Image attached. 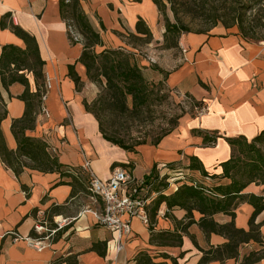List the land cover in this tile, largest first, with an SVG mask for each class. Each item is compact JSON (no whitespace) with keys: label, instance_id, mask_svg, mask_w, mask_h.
<instances>
[{"label":"crops","instance_id":"crops-1","mask_svg":"<svg viewBox=\"0 0 264 264\" xmlns=\"http://www.w3.org/2000/svg\"><path fill=\"white\" fill-rule=\"evenodd\" d=\"M81 3L103 40L96 51L126 46L125 39L131 33L143 38L144 34L136 30L139 20L149 27L158 45L163 44L160 41L166 27L154 0H82ZM8 12L15 24L35 36L45 61L47 97L42 104L49 115L44 114L41 104L36 125L27 129L26 134L44 140L49 153L56 155L74 174H77L74 169L82 168L87 160L103 179L110 178L115 166L127 168L138 180L155 174L152 172L155 165L164 172L168 169L165 164H174L193 173L197 182L207 186L229 183L231 179L223 177L221 165L233 155L227 137L252 139L264 129V41L246 39L236 28L217 24L206 31L183 32L178 39L179 51L171 52L176 59L173 69L143 71L148 80L164 82L172 93L203 101L208 111L202 115L185 114L158 143L147 142L136 146V150H127L103 136L99 120L87 107L97 97L99 89L79 61L83 42H72L62 16L61 0H0V18ZM6 44L26 48L25 41L13 30L0 26V56ZM73 70L81 77L78 87L71 75ZM18 72L26 75L30 91L36 92L34 73L28 69ZM48 79L50 87H46ZM25 88L19 81L6 88L0 75V90L8 110L1 127L7 146L12 150L18 148L12 122L24 115L26 104L20 96ZM214 132L220 136L208 143L205 136H212ZM192 156L199 159L208 176L188 168ZM60 180L67 182L70 178L62 177L57 171L44 172L28 166L17 175L0 157V264H54L60 256H70L77 264H136L140 252L150 254L157 264H172V257L177 258L179 264H198L202 252L193 236L202 248L227 240L217 233L208 235L198 223L183 234L180 225L187 221V211L180 206L168 209L163 202L153 230L150 224L134 219L132 232L121 238L123 248L118 251L117 234L97 221V214L103 210L102 202H94L90 194L81 190L72 196V185L58 183ZM175 191L169 186L162 193L169 195ZM242 193L264 197V182H252ZM159 194L149 206V215ZM82 199L87 200L86 203ZM57 205L63 208L52 215L53 220L68 217L69 224L56 234L51 247L38 250L30 246L25 238L33 230L36 218L40 214L49 218L51 208ZM234 211L237 227L248 229L254 206L242 201ZM194 216L198 220L202 214L194 211ZM213 218L220 224L232 221V216L223 212ZM257 222H264V211L258 215ZM163 231L182 233V245L151 240L153 233ZM261 231L264 236V223ZM17 236L21 238L15 240ZM95 243L104 254L93 249ZM257 247L253 242L241 246V258ZM208 264H237V261L230 258ZM256 264H264V258Z\"/></svg>","mask_w":264,"mask_h":264},{"label":"trees","instance_id":"trees-1","mask_svg":"<svg viewBox=\"0 0 264 264\" xmlns=\"http://www.w3.org/2000/svg\"><path fill=\"white\" fill-rule=\"evenodd\" d=\"M82 0H61V12L63 18L66 20L68 27L72 26L83 37V51L79 58V61L86 67V73L90 80L98 81L99 78L106 80V88L110 93L109 99L111 101H117L120 108L127 109V96L130 95L133 100V106L135 109H141L149 102L148 96V84L147 80L142 73L141 67L136 61L131 60V54L125 51L124 48H105L100 52L96 51V46L103 43L100 33L92 26L87 14L82 7ZM173 5V11L178 16V8L176 3L178 0H169ZM159 8V11L164 15L165 20V39H168L170 33L179 37L183 32H190L188 28L180 25L179 21L173 22L165 13V1L154 0ZM240 14V13H239ZM237 14V18L234 20V24L224 23L229 28L233 25H237L239 34L244 38L260 41V39L251 35L250 30L242 23L243 20L240 15ZM222 16L219 14V9L215 10L213 15V25H217ZM240 18V20H239ZM242 21V22H241ZM0 26L3 28L9 27L19 37H21L25 43L26 48L22 49L13 44H6L2 46V53L0 56V75L2 77L3 84L6 88L11 83L21 82L26 88L20 98L25 101L26 108L24 115L21 118L14 119L12 122V131L18 141L17 150H12L7 146L6 138L1 127L2 121L8 116L7 104L2 96L0 90V157L1 159L11 167L17 175H19L25 166L39 169L44 172H60L62 177H69V181L60 180L58 183H69L72 185V196H75L79 190L89 194L88 182L89 175L82 168H75L77 174L73 173L68 166H64L58 160L56 155H52L47 150V143L40 139L28 136L26 134L27 129H32L36 125V116L38 110L42 104V94L45 92V73L43 67L45 61L41 58L39 46L35 36L31 35L28 31L21 26L15 24L12 20L10 12L2 15L0 18ZM138 33L146 36H152V32L148 26H146L143 20H139L136 25ZM204 31V30H199ZM130 35L135 34L131 33ZM69 36L72 42H76ZM178 42L173 46H177ZM170 46V45H169ZM22 69H28L35 75L37 83V91L31 92L29 86V80L25 74H19L18 71ZM78 86L81 84V77L73 70L71 73ZM192 98V97H191ZM106 100V99H105ZM104 100V101H105ZM109 100V103H110ZM194 101V106H202L203 101ZM91 109L90 106H87ZM97 119L99 120L100 130L103 136L110 142L119 145L127 150H136V146L147 143V141L138 142L135 145H127V143L117 137L109 136L105 132L104 122L101 116L91 109ZM170 132L167 131L161 137L157 138L153 143H158L163 136ZM220 136L218 132L212 133V136H205V140L208 143L216 141ZM227 140L233 148V155L227 161L221 163L223 166V177L230 178L229 183H220L214 186H207L194 179L189 180L190 183H182L178 189L172 194L166 195L162 193L163 188L169 187V182L165 177V182L160 180L156 185L162 188L161 193L156 198L151 214H150V229L153 230V224L155 223L156 215L163 202L167 203L168 209H172L174 206H180L187 211L186 222L181 223V231L183 234L188 233L189 227L198 223L205 233L208 235L211 233H217L224 236L227 240L217 246H210L208 248H202L198 246L196 239L193 238L194 243L201 250L202 256L198 264H208L211 261L224 262L227 259L234 258L237 264H256L264 258V236L261 231V227L264 222H257L258 215L264 211V197L256 194L246 195L243 194V189L252 182H264V158L261 153L257 158H253L249 162H240L235 156L236 148L244 147L251 150V153L257 149V142H264V129L252 140L245 136L227 137ZM259 151V150H258ZM250 152V151H249ZM29 160L30 162H27ZM174 164H165L166 167L173 166ZM116 167V166H115ZM191 170H198L204 176H208V172L203 167L202 163L195 156L191 157V162L188 166ZM157 166L153 167V173L149 177H145L148 183L154 182L158 179ZM183 169V168H182ZM242 173V179L236 176V172ZM191 173V172H190ZM247 175V177H246ZM213 176H216L214 174ZM200 183V182H199ZM158 188V189H160ZM242 201H248L254 206V211L249 219V228H239L235 223V211L234 209ZM63 206H53L49 217L50 222H53L52 215L62 211ZM194 211H198L202 216L196 220ZM223 212L232 216V221L225 224L218 223L213 216L216 213ZM168 215V211H166ZM174 231H163L159 233H153L151 240L159 241L161 243L169 244L176 243L182 245L183 234ZM59 235V234H57ZM29 236H35L32 230ZM256 243L257 248L249 251L241 258L240 248L246 243ZM93 249L104 254L105 252L99 248L98 244L93 245ZM168 257V255H166ZM60 261H66L67 264H77V262L70 256L64 258L58 257L54 264ZM136 264H157L153 257L147 252H140L136 256ZM172 264H179L178 259L172 257Z\"/></svg>","mask_w":264,"mask_h":264},{"label":"rangeland","instance_id":"rangeland-1","mask_svg":"<svg viewBox=\"0 0 264 264\" xmlns=\"http://www.w3.org/2000/svg\"><path fill=\"white\" fill-rule=\"evenodd\" d=\"M164 1L166 4L164 10L168 17L173 22L178 20L181 26L191 31H206L214 27L212 18L215 15V10L219 9L222 18L218 24L229 23L232 25L237 18V14L240 13V18L243 20L241 22L250 30L251 35L260 39V41H264V0H178V3H176L179 10L178 16L173 11L172 3L169 0ZM159 13L161 21L165 23L164 15L161 12ZM232 28L238 30L237 25H233ZM164 35L165 33L162 37L163 40L160 41L163 42L162 45H158L159 41L154 40L153 34L152 36L144 35L143 38L138 35H129L126 39L124 38L127 45L122 46V48L131 54V60L138 63L143 74V71L147 68L164 71L175 67L176 59L171 52H174V50H176L175 52L179 51V44L173 46L178 42L179 37L170 33L168 39H165ZM145 78L148 84L149 102L141 109L134 108L130 95L127 96V109L120 108L117 101L109 99L110 93L106 88V80L103 77L99 78L98 81L91 80L99 89L97 97L90 104L91 109L101 116L105 132L109 136L124 140L127 145H135L142 141L153 142L167 131L173 130L185 114L197 115L191 97L172 93L162 81L155 82L148 80L147 77ZM256 146L259 151L254 150L252 153L249 147L236 148L235 156L237 160L249 162L253 158H257L259 153L264 158V142H257ZM168 168L164 172L160 171V167L157 169L158 179L151 183L150 194L153 190L157 194L161 193L162 188L159 186L160 189L156 188L158 182L160 180L164 181L165 177L174 175L181 166H168ZM182 172L185 174V178L179 179V182L194 180L193 173L186 172L184 169ZM236 176L246 179L239 171L236 172ZM167 181L169 186L174 189V185H170L171 182L168 178ZM198 184L201 183L198 182ZM131 188L130 185L127 191H131ZM86 201L83 200L82 202L86 203Z\"/></svg>","mask_w":264,"mask_h":264},{"label":"built area","instance_id":"built-area-1","mask_svg":"<svg viewBox=\"0 0 264 264\" xmlns=\"http://www.w3.org/2000/svg\"><path fill=\"white\" fill-rule=\"evenodd\" d=\"M68 30L74 41L82 42L83 37L76 29L69 26ZM50 85L48 79L46 87H50ZM46 97L47 91L45 90L42 94V101H45ZM195 110L197 115H202L208 111V105L204 103L202 106H196ZM42 111L49 115L48 109L43 104ZM82 168L89 175L88 191L91 199L96 203L101 201L103 204L102 212L97 214V221L117 234L116 247L120 251L123 248V243L120 240L122 237L131 234L134 219H139L144 224H150L149 206L155 199L157 192L153 190L150 194L151 183H148L145 178L135 180L131 172L122 166H116L108 179L98 176L88 160ZM182 171L183 169L179 168L174 175L168 178L171 182L170 185H174L175 190L178 189L180 183L192 184L189 180L178 181L185 178ZM130 185L132 190L127 191ZM41 215L36 218L33 226L35 236L25 238L30 246L38 250L51 247L56 234L70 222V218L62 216L60 218L55 217L53 222H50L49 218ZM19 238L21 237L17 236L15 240Z\"/></svg>","mask_w":264,"mask_h":264}]
</instances>
